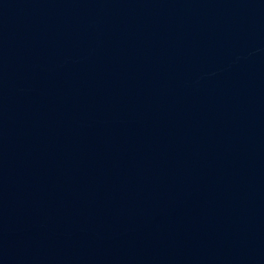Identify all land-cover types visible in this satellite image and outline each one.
<instances>
[{
  "label": "water",
  "instance_id": "95a60500",
  "mask_svg": "<svg viewBox=\"0 0 264 264\" xmlns=\"http://www.w3.org/2000/svg\"><path fill=\"white\" fill-rule=\"evenodd\" d=\"M0 239L264 264V0H0Z\"/></svg>",
  "mask_w": 264,
  "mask_h": 264
}]
</instances>
